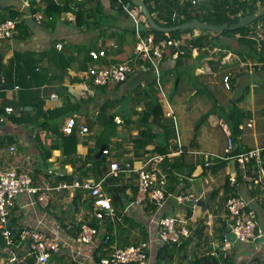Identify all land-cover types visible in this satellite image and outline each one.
<instances>
[{
    "label": "crops",
    "instance_id": "obj_1",
    "mask_svg": "<svg viewBox=\"0 0 264 264\" xmlns=\"http://www.w3.org/2000/svg\"><path fill=\"white\" fill-rule=\"evenodd\" d=\"M113 2L29 0L26 4L23 0H0V23L8 19H17L20 23L16 36L0 38V109L3 102L22 101L21 95L22 92L26 94L25 91L32 96L38 89L42 98L37 104L39 108L26 109L35 117L33 123H15L10 119L0 123V140L5 135L13 136L16 140L12 144L18 147L15 153L9 149L11 144L0 148V167L13 165L31 170L42 160L44 151L50 150L48 167L43 170L45 175L41 172L38 179V184L51 188L47 190L48 204L37 203L36 208L22 209L26 212L23 222L29 228L39 225L40 230L48 234L58 231L64 236L62 238L72 239L74 235L70 231L86 221L89 209L85 202L93 198L89 189L76 184L102 181L104 193L111 197L110 187L104 186L106 179H98L101 167L96 168V158L91 157L94 153L95 157H100L107 146L100 142L108 140L107 161H128L134 167L142 168L151 159L154 166L168 172L172 180L169 177L158 184L169 193L163 211L186 220L191 229L204 221L207 242L212 244L219 227L217 218L224 217L228 221L226 201L221 206L227 195V179L237 176V157L226 156L229 132L232 135L236 130L233 151L243 153L264 147V20L259 21L248 35L255 40L254 46L241 41V34L229 36L204 29L184 30L176 37L184 39L181 47L186 52L181 54L176 48L174 54L171 49H166L156 70L149 60L132 57L140 36L133 31L134 15L138 21L144 18L135 8L130 9V13L125 10L120 14L118 3ZM210 3L205 0L194 7L201 15H207ZM53 5H68L69 10H63L58 18L45 19L47 8ZM78 10L83 13V24L75 19ZM34 12L42 13L43 19H37L32 15ZM105 29L111 34L103 35ZM58 43L64 45V57L60 55L61 48L52 54L53 46ZM102 48L107 53L100 61L89 57L91 49ZM130 58L134 70L127 81L105 86L90 83L87 73L90 65H108ZM24 61L41 70L42 82L28 90L12 87L11 80L16 77L12 72L6 73V70L11 71L12 65H22ZM41 111L53 113L54 120H50L53 128L43 129L47 132L45 137L34 140L33 131L44 121ZM155 111L162 116L156 118L157 124L151 122ZM15 114L21 115L22 111L16 110ZM116 115L121 116V123L114 120ZM71 116L77 119L75 149L65 140L70 133L64 128ZM150 122L154 124L159 142L169 148L168 153L154 149L156 143L142 147L136 142L141 130L148 129ZM82 126L88 131L82 133ZM222 156L225 159H221ZM260 162L264 164V157ZM131 173L123 174L128 188L121 206L135 224L122 221L126 228L130 225V239L134 241L143 237L146 230L153 235L154 229L153 216L145 208V201L151 194L148 191L146 198L139 201V190L134 191L138 179ZM258 175L263 182L264 168ZM256 179L243 183L237 190L257 210L264 234V188ZM178 194H193L195 198L180 203L175 198ZM201 200L210 207L201 209L198 205ZM228 230L230 233V227ZM230 255L235 264H264V235L257 242L237 244ZM8 262L5 249L0 248V264H10Z\"/></svg>",
    "mask_w": 264,
    "mask_h": 264
},
{
    "label": "trees",
    "instance_id": "obj_2",
    "mask_svg": "<svg viewBox=\"0 0 264 264\" xmlns=\"http://www.w3.org/2000/svg\"><path fill=\"white\" fill-rule=\"evenodd\" d=\"M113 1H114L113 4L118 3L117 5L119 7L120 14H123L125 10H128L130 13L131 11L130 9L138 8V14L142 18H144V21H146V17L144 16L143 11L140 9V7L136 6V4L132 0H121V1L113 0ZM209 1L211 2L210 3L211 5L207 7L208 14L201 15L199 12H197L195 7H193L190 3L185 2L183 4L181 0H144V2L148 5L149 10L151 11V14H153L156 22L162 26H175L183 22L192 21L196 18L202 21H205V22H210V23H215V24H223V23L234 24L238 22L241 18V15H237L238 13L244 16L247 14H254L258 12L259 10H261L262 8H264V0H259L260 3L258 0H209ZM202 5L203 4H201V6ZM205 5L207 6V4ZM63 10H69V6L68 5L50 6L49 8H47L46 12L48 15L45 19H49V18L54 19V18L60 17L59 15L62 13ZM75 19H78L79 24H83L85 22L83 13L81 10L77 11V18L75 17ZM261 20H264V15L252 24L239 27V28H235V29H225L224 31H221V33H224L229 36L241 34V37H240L241 41L246 42L251 46H254L255 40L249 38L248 35L251 33L252 29H254L256 25H258L259 21ZM133 23H134L133 31L137 32V21L134 20ZM19 24L20 23L18 22L17 25ZM18 32L14 36H16ZM140 32L142 33V35H148L150 33H153L155 35L156 41H159L166 37L179 36L184 31L180 29H176L171 32H164V31H159L155 28H152L150 25H148L147 28L140 29ZM110 34L111 33L108 32V29H105L103 31V35L105 36L110 35ZM202 37H205V36H202ZM202 37H199L201 38L200 40H202ZM62 46L64 47L63 44ZM57 49H58V46L54 45L52 54H54L55 51H57ZM60 50H61L60 51L61 57H64L63 48H61ZM119 62H115V63H119ZM11 72L13 76L16 77L15 80H11L13 83L11 84L12 87L15 86V87L28 90V89L34 88L35 87L34 84L36 83L40 84V82H42L41 77H40L41 70H39L38 66H31L28 62H25V61L24 63H22V65H16V66L12 65L10 72L6 70L7 75L11 74ZM129 76L127 77L125 81L128 80ZM36 78H38V81L36 80ZM90 83H92V81H90ZM92 84L95 85L94 83ZM113 84H118V83H113ZM95 86H98V85H95ZM37 90L38 89L33 91L34 95L32 96H29V93H30L29 91H25L26 94L22 92V95H21V98H23L22 101L13 100L14 102H8V101L3 102L2 104L3 106L0 109L1 110L0 115L2 114L0 116V123H3V122L5 123L7 119H10L14 121L15 123H23L25 121L27 123H33L32 121L35 120V117L32 116L30 112L27 111L26 109L28 108L30 109V107L39 108L37 104L38 103L40 104V102H42V98L40 96V92H39L40 90L39 91ZM26 97H28V99H25ZM10 103L13 106H10L11 110H8L7 108L9 107L8 105ZM16 110H21L22 114L16 115L15 114ZM41 113L44 116V121L41 122V124L39 125L40 128L38 130L33 131V135L35 134L34 136H32L33 138H35L34 140H37V139L39 140V138L40 139L44 138L47 133L44 131L45 129L46 130L48 129V126L49 128L50 127L53 128V123L51 122L54 120L53 113L49 114L44 111H41ZM153 115L154 117L151 121L152 123L153 122L155 123L157 119L162 118V116H160L158 111H155V114L153 113ZM146 120L147 118L144 119V122H146ZM151 122L149 124L148 129L141 130V132L139 133V137L136 139V142H138V144L142 147L156 143L153 146L154 149L157 148L158 152L160 153H168L169 148L167 147L166 144L164 145L162 142H159V140L157 139L159 136L156 132H154L153 130L154 124L151 125ZM235 136H236V130L234 129L233 134H232V138H233L232 148L234 146ZM15 140H16L15 137L5 135L4 138L0 140V148L1 149L6 148L5 145H9V144L13 145L12 143L15 142ZM65 140L68 142L69 146L72 145L73 149L76 148V144L78 141H77V134H76L75 128H74V131L65 138ZM100 143L101 145L107 144V146H105V148L102 149V154L100 155V157L97 158L95 157V153H94V154H91V157L96 158L94 161L95 167L96 168L98 166L101 167L99 169L100 176L98 175L99 176L98 179L102 178L103 181L106 179L104 182V186L110 187L109 188V191L111 193L110 198L114 206L115 217H108L104 221H101L100 219L96 218L92 214L93 210L91 211V209L94 208V201H93V198H90V199H87V201L85 200L86 201L85 203H87L86 205L88 206V209H89L88 217L86 216V221L89 222L91 225L98 227L99 229L105 228L104 232L108 233L111 236V240L108 243L101 242L99 247L94 251L93 256L91 258H86V259L72 254L70 249H68L69 245L65 243H61V249L59 251L52 252V255L50 257L53 260V264H58V262L60 264H66L67 261L69 260H71L72 264H102L101 259L104 256H106L108 252L112 250V249H104L106 245L109 246V245L114 244L120 247H127L131 244H139L140 242L148 241L151 237H153V236H150V232L146 230L143 237L135 239L134 241L130 239L131 232H132V230H130L131 228L130 225L135 226V224H133L132 218L127 215L128 212L124 213L122 211L123 206H121L124 200V191H126V189L128 188V184L125 185L123 181L124 172L120 173L118 176H114L110 174L111 161H107V155L109 154V151H110L109 150L110 143H108V140L104 141V139ZM67 147L65 148V151H67ZM232 148L229 152H227L226 156L227 157H237L236 159L238 161V166H237V176H235L236 178L235 183H232L231 181L232 178L230 177L227 179V182L225 185L227 189V195L225 198H223L221 206H224V203L226 201L227 206H228L227 216L229 214L228 198H230L231 196H243L238 192L237 190L238 187L241 186L245 182H250L251 179L255 177L258 178L259 176L258 174L261 171H263V168H264V164H262L260 161L255 160V159L245 162L244 165L241 164L238 159V156L246 152L241 153L238 150L233 151ZM17 150H18L17 146L15 150L10 149L12 153H15ZM50 155H51L50 150L49 151L45 150L42 155V160L37 162V167L35 166L31 170L29 169V171L33 175L34 183H38V179H40L42 176L41 172H43V174L45 175V172L43 170H45L48 167ZM260 157L261 158L264 157V150L261 152ZM223 158L225 159V156H222L221 159ZM146 163L148 164V168H152V166H154L153 161L151 159L145 162V164ZM0 168H5V167H0ZM21 169H24V168H21ZM158 170L159 171L157 172V179H158L157 187H159L158 184H160V181L161 182H164L163 180L167 181L169 177H171V180H172V176H169L168 172H164L163 170H160V169ZM131 174H132V177H136V179H139L140 177L139 174L136 172L131 173ZM261 186L264 188V181L261 182ZM170 187H172V183ZM112 188H116V189H112ZM138 190H139V185L135 187L134 191L137 193ZM152 192H153V188L149 189V193L152 194ZM165 194L167 198L169 196L168 191H165ZM179 195L181 194L176 195L175 198L177 199ZM145 203H146V207H145L146 211H148L151 217L153 216V219H154V216L168 215L166 212L163 211L164 208H162L159 205V203L155 201L151 196L145 201ZM198 205L201 209L210 207L209 203H205L202 200L199 202ZM252 207L253 205L251 203V206H249V208H252ZM190 212L191 211H189V214ZM23 214H25L26 216V212L24 213L23 210L18 212L17 208H15V212L12 213L10 217V224H8L9 228L11 229V241H12L10 244V249L17 256V260L14 262H11V264H36L39 251L34 247L32 248V246H30V242H28V244H25L26 243L25 239L22 238V234L25 231H28L30 229L29 225L23 222ZM257 215H258V212H257ZM177 218H180V217H177ZM114 220H117V221H114ZM122 221L124 222L128 221L129 223L131 222L132 223L128 225L126 228L125 226H123ZM217 221L219 223V227L216 228L215 235L217 237L216 238L214 237L216 240L214 242L223 241L224 234L229 233V230H228L229 227L227 224L228 221H225L224 217H221V218L218 217ZM203 222L204 221L201 220V222H199L196 227L192 228V233L187 237H183L181 241L179 242L164 241L161 244L154 243L153 246H155V248L153 251L155 252V254L153 255V252L151 251V256L153 255V257H151L150 264H235L234 259H231V255H230L231 253L226 254L220 251V249L218 250L220 251L218 256L210 253V251H212V249L214 248L213 247L214 242L212 243L211 241L212 244L207 242L208 236L205 233L206 225H204L205 223L203 224ZM258 222H259V216H258ZM80 226H81V223L74 226L75 229L73 228V230H71L70 233L76 236L80 230ZM65 227L67 229H70L67 226ZM1 229L2 228H0V248L5 249V254L8 257V261H9L8 263H10L12 251L10 253V250H7L6 239L4 238ZM130 264H140V263L132 262ZM242 264H246V263H242Z\"/></svg>",
    "mask_w": 264,
    "mask_h": 264
},
{
    "label": "built area",
    "instance_id": "obj_3",
    "mask_svg": "<svg viewBox=\"0 0 264 264\" xmlns=\"http://www.w3.org/2000/svg\"><path fill=\"white\" fill-rule=\"evenodd\" d=\"M121 1V0H118ZM205 0H181L183 4L185 2L190 3L193 7ZM24 3L29 4V0H23ZM34 15L37 19L42 20L43 14L36 12ZM72 19V16H70ZM135 21L139 22L134 15ZM17 19H8L0 23V38L13 37L17 32ZM149 38V42L142 41L138 45V49L142 52L141 56L136 54V57H142L149 60L156 70H158L160 62L164 57L165 50L172 47L178 48L181 54L186 52L181 46L183 44L181 39H173L171 37L159 42H155L152 36ZM58 48H62V43L57 44ZM176 50V49H175ZM172 53L176 54L177 50ZM106 49H91L89 51L90 57L95 61H100L102 57L106 56ZM152 56L158 57L157 60L151 59ZM132 58L120 63H113L110 65H90L87 69V73L92 83L95 85H106L109 83H118L125 81L127 77L133 72L134 66L132 64ZM228 85V77L226 78ZM86 84V82H85ZM11 110V107L7 108ZM117 123L122 122V118L119 115L114 117ZM223 123V122H222ZM77 125L75 117H69L66 126L64 128L66 133H72ZM227 128V124H224ZM228 130V128H227ZM88 128L82 126L81 132H87ZM229 132V130H228ZM233 138L229 132V145L227 152L232 148ZM11 150H15L16 146L11 145ZM264 150V147L251 150L249 152L240 154L238 159L241 164L250 161L252 159L260 161V154ZM153 161V160H152ZM209 162L206 163L208 165ZM110 174L118 176L122 172H136L139 174L138 185L140 198L142 201L146 198V194L149 189L153 188L151 197L159 203L162 207L166 201V194L163 188L157 187V172L159 171L156 166L148 168V164L142 168H137L132 165L131 162L119 160H113L110 164ZM260 176V177H259ZM255 180L257 183L262 182L261 175ZM232 183H235V176L231 179ZM85 189H89L93 196L94 208L92 214L104 221L108 217H115V210L110 197H108L103 189L101 183L86 182L84 184H76ZM51 189L48 185L34 183L33 175L29 170L21 169L18 166L11 165L10 167L0 168V228H2V234L6 239L7 250H10L11 244V229L10 224L11 214L17 211L27 208H36L37 203L48 204L47 190ZM195 196L193 194H181L177 197L180 203H187L193 200ZM229 214L228 224L230 227V233H226L223 236V241L215 242L211 254L219 255L220 251L229 254L232 253L235 246L239 243L257 242L263 237L262 230L258 222V215L255 208H249L251 201L243 196H231L228 198ZM131 207V206H129ZM153 223V237L148 241L140 242L139 244H131L127 247H120L117 245L105 246L104 249H112L101 259L102 264H130L132 262H139L140 264H150L151 251L153 250V244H161L164 241L179 242L183 237H187L192 233V229L186 224V220L177 218L176 216L166 215L157 216L152 220ZM105 228L99 229L91 225L89 222H82L80 230L76 236L72 239H64L62 234L58 231L48 234L40 230V226L37 225L34 228H30L22 234V238L25 239V244L30 242L32 248H36L39 253L37 256L36 264H53V260L50 258L52 252L59 251L61 249V243L68 244L71 248L72 254L77 256H85L91 258L94 251L99 247L101 242L108 243L111 240V236L104 232ZM155 247V246H154ZM78 248V249H76ZM220 249V251H218ZM150 253V254H149ZM17 260V256L12 251L11 262Z\"/></svg>",
    "mask_w": 264,
    "mask_h": 264
},
{
    "label": "water",
    "instance_id": "obj_4",
    "mask_svg": "<svg viewBox=\"0 0 264 264\" xmlns=\"http://www.w3.org/2000/svg\"><path fill=\"white\" fill-rule=\"evenodd\" d=\"M136 5L140 6V9L143 11L148 24L152 27L155 28L159 31H164V32H171L176 29L180 30H188V29H199V30H211L213 32H221L224 31L225 29H235L239 27L246 26L257 19H259L261 16L264 15V9L259 11L258 13L254 14H248L244 17H242L238 22L234 24H228V23H223V24H215V23H210V22H205L202 21L198 18L189 21V22H183L180 24H177L175 26H162L156 22V20L153 18L147 4L144 2V0H132ZM141 29H144L146 27V23L142 22L140 24Z\"/></svg>",
    "mask_w": 264,
    "mask_h": 264
},
{
    "label": "rangeland",
    "instance_id": "obj_5",
    "mask_svg": "<svg viewBox=\"0 0 264 264\" xmlns=\"http://www.w3.org/2000/svg\"><path fill=\"white\" fill-rule=\"evenodd\" d=\"M137 6V5H136ZM135 9H137L138 10V8H135ZM262 10V9H261ZM261 10H259V11H261ZM258 11V12H259ZM258 12H256V13H258ZM147 20V19H146ZM142 22H144V23H146V27L145 28H147V26L149 25L148 24V22L147 21H144V20H139V22L137 23V32H138V34L140 35L139 36V38H138V40L136 41V43H135V46H134V53H133V59H136V58H139V57H136V54H138L139 56H141V54H142V52L140 51V49H138L137 47H138V45L142 42V41H145L146 43H148L149 42V38H147V37H149V36H152L153 37V39H154V41L155 42H159V41H162V40H164V39H167V38H169V37H166V38H163L162 40H159V41H156V39H155V35L153 34V33H150V34H148V35H142V33L140 32V29H141V27H140V24L142 23ZM199 29H194V31H198ZM182 31H184V30H182ZM171 38H173V39H181V41H182V43L181 44H184V39L182 38V37H171ZM110 43V42H109ZM116 43H114V42H112V45H115ZM176 49V47H172L171 48V50L174 52V50ZM176 51V50H175ZM153 58H151V59H154V60H157L158 59V57H156V56H152ZM124 61H126V59L124 60ZM120 62H123V61H120ZM119 62V63H120ZM98 65H107V64H98ZM123 82H125V81H121V82H118V83H123ZM264 229V228H263ZM246 252H248L249 254H250V251H246ZM65 263V262H64ZM58 264H60L59 262H58ZM66 264H72V262H71V260H69V261H67V263Z\"/></svg>",
    "mask_w": 264,
    "mask_h": 264
},
{
    "label": "clouds",
    "instance_id": "obj_6",
    "mask_svg": "<svg viewBox=\"0 0 264 264\" xmlns=\"http://www.w3.org/2000/svg\"><path fill=\"white\" fill-rule=\"evenodd\" d=\"M118 1V0H117ZM127 11V10H126ZM133 73V72H132ZM77 121V120H76ZM252 180V179H251ZM85 222H87V221H85Z\"/></svg>",
    "mask_w": 264,
    "mask_h": 264
}]
</instances>
